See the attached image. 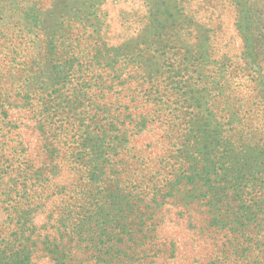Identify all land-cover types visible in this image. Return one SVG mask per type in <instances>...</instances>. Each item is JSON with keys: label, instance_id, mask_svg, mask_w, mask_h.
I'll use <instances>...</instances> for the list:
<instances>
[{"label": "rangeland", "instance_id": "rangeland-1", "mask_svg": "<svg viewBox=\"0 0 264 264\" xmlns=\"http://www.w3.org/2000/svg\"><path fill=\"white\" fill-rule=\"evenodd\" d=\"M0 264H264V0H0Z\"/></svg>", "mask_w": 264, "mask_h": 264}, {"label": "trees", "instance_id": "trees-1", "mask_svg": "<svg viewBox=\"0 0 264 264\" xmlns=\"http://www.w3.org/2000/svg\"><path fill=\"white\" fill-rule=\"evenodd\" d=\"M34 87H35L36 94H40L41 96H43V92L46 90L45 85L42 84V83L41 84L34 83ZM50 95H52L51 102L54 103V104H51V108L46 106V108L40 110V112L41 113L42 112L50 113V114H48V116L52 117V118H49V119H50V124L53 125L54 123L62 121L61 118H60V115L58 113V112H62V111H58L57 110L58 109V105H55V104H59V103H55L54 102L55 97H54L53 93L48 92L47 96H50ZM81 103L83 105H88L90 109H89V114L79 117L78 118L79 123H76L73 126L74 127V130H73L74 134H73L72 138H73L74 141H73V143H71L69 145H74L76 143L79 144V146L76 147V149L78 151L77 156L78 155H82L84 153V148H87L89 146L96 147L97 145H99L100 143H102L104 141H106L108 143V138L112 137V133L115 132L114 130L116 129V126H117L116 125L117 123H115V121L104 120L103 119V113L102 112H105L106 109L99 108L95 112H92V110H94V107H92L90 103L84 102L83 100H81ZM60 105H62V104H60ZM54 118H56L55 122L53 121ZM94 119H95V121H93ZM89 123H92V125H95V127L93 129L94 137H92L90 139L86 138L85 143L87 141H88V143L84 144V139H85L84 130H85V126L87 124H89ZM60 124H62V123H60ZM62 127L63 126H58V128L57 127H54V128L59 130ZM183 131H184V127L181 130L182 136L179 137V138H183V136H184V132ZM193 135H194V133L188 132V133H186V137L185 138L190 137V136L192 137ZM54 137H55V135H53V138ZM65 139H67V138H65ZM111 140H112V138L109 141L111 142ZM184 142H185V140L182 143L180 142L181 143L180 149L172 151V155H170L171 160H177V159H179V161H184V160L188 161L189 160L188 159L189 158L188 156L190 155L189 154V150L185 149L184 146H186V145L184 144ZM63 143H65V141H63ZM118 144L119 143L115 144V148L118 146ZM71 147H73V146H69L68 150ZM72 152H73V149H72ZM74 154H75V152L72 153L70 156H73ZM94 154L96 156H98L97 153H94ZM167 164H169L168 161H167ZM134 187H136V186L134 185Z\"/></svg>", "mask_w": 264, "mask_h": 264}]
</instances>
